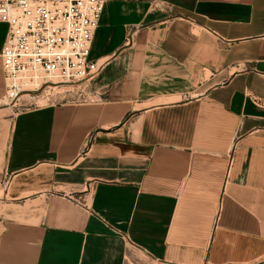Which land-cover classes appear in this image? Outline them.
<instances>
[{
	"label": "crops",
	"instance_id": "obj_1",
	"mask_svg": "<svg viewBox=\"0 0 264 264\" xmlns=\"http://www.w3.org/2000/svg\"><path fill=\"white\" fill-rule=\"evenodd\" d=\"M90 59L5 123L0 264H264V0H107Z\"/></svg>",
	"mask_w": 264,
	"mask_h": 264
},
{
	"label": "built area",
	"instance_id": "obj_2",
	"mask_svg": "<svg viewBox=\"0 0 264 264\" xmlns=\"http://www.w3.org/2000/svg\"><path fill=\"white\" fill-rule=\"evenodd\" d=\"M106 2L0 0V22L8 25L0 50L4 98L12 102L25 94L33 98L44 93L51 96L59 89L70 97L57 102H99L101 96L90 89V80L102 65L90 55ZM9 183L7 175L6 188ZM1 205L0 201V209Z\"/></svg>",
	"mask_w": 264,
	"mask_h": 264
},
{
	"label": "rangeland",
	"instance_id": "obj_3",
	"mask_svg": "<svg viewBox=\"0 0 264 264\" xmlns=\"http://www.w3.org/2000/svg\"><path fill=\"white\" fill-rule=\"evenodd\" d=\"M3 78L5 81L4 73ZM6 86V82L4 84ZM42 91H40L41 94ZM6 93V88H4L3 93L1 94V99L4 98ZM60 93V94H59ZM51 96H47V93L36 96L35 98L32 95H23L20 99L16 101L7 100L6 102L0 101V197H4V193L6 192L5 187V174L3 173L4 167V153L7 148V136L5 134V123L10 122V128L13 118L16 113L25 108L34 107L36 105L42 106L53 102L61 101L63 97H66V100L69 99L70 95L67 92H61V90L56 89L55 91L50 93ZM10 131V130H9ZM1 201V200H0ZM2 202V201H1Z\"/></svg>",
	"mask_w": 264,
	"mask_h": 264
},
{
	"label": "bare ground",
	"instance_id": "obj_4",
	"mask_svg": "<svg viewBox=\"0 0 264 264\" xmlns=\"http://www.w3.org/2000/svg\"><path fill=\"white\" fill-rule=\"evenodd\" d=\"M5 101H7V99H5Z\"/></svg>",
	"mask_w": 264,
	"mask_h": 264
}]
</instances>
